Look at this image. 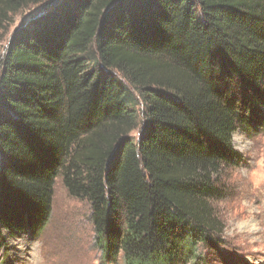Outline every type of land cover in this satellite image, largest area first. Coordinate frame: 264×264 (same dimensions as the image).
Here are the masks:
<instances>
[{
  "label": "trees",
  "instance_id": "16d2710c",
  "mask_svg": "<svg viewBox=\"0 0 264 264\" xmlns=\"http://www.w3.org/2000/svg\"><path fill=\"white\" fill-rule=\"evenodd\" d=\"M52 0H0L14 18ZM0 59V243L43 230L61 178L108 264L221 253L239 130L264 129V0H60Z\"/></svg>",
  "mask_w": 264,
  "mask_h": 264
},
{
  "label": "rangeland",
  "instance_id": "374dc122",
  "mask_svg": "<svg viewBox=\"0 0 264 264\" xmlns=\"http://www.w3.org/2000/svg\"><path fill=\"white\" fill-rule=\"evenodd\" d=\"M59 1L19 13L0 44V59L18 30ZM233 142L240 162L224 174L225 200L215 205L226 226L221 253L206 251L204 264H264V129L239 130ZM54 191L53 213L43 230L4 233L0 264H108L95 244L89 203L72 198L61 178ZM115 264H124L122 257Z\"/></svg>",
  "mask_w": 264,
  "mask_h": 264
}]
</instances>
